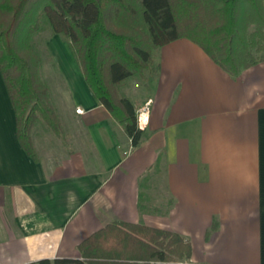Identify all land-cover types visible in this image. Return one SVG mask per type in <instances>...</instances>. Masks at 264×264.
<instances>
[{
  "label": "crops",
  "instance_id": "1",
  "mask_svg": "<svg viewBox=\"0 0 264 264\" xmlns=\"http://www.w3.org/2000/svg\"><path fill=\"white\" fill-rule=\"evenodd\" d=\"M153 61L149 94L130 100L144 131L135 147L75 61L72 117L89 150L53 162L20 147L0 76V264L78 258L114 221L178 233L187 264H264V61L233 76L186 38Z\"/></svg>",
  "mask_w": 264,
  "mask_h": 264
},
{
  "label": "trees",
  "instance_id": "2",
  "mask_svg": "<svg viewBox=\"0 0 264 264\" xmlns=\"http://www.w3.org/2000/svg\"><path fill=\"white\" fill-rule=\"evenodd\" d=\"M43 20L69 42L93 99L133 147L144 131L120 86L137 75L152 87L155 49L186 38L233 76L264 61V0H0V76L13 106L17 141L36 162V123L67 146L31 44ZM77 250L78 258L27 264H178L191 255L189 242L178 233L124 221L104 225Z\"/></svg>",
  "mask_w": 264,
  "mask_h": 264
},
{
  "label": "rangeland",
  "instance_id": "3",
  "mask_svg": "<svg viewBox=\"0 0 264 264\" xmlns=\"http://www.w3.org/2000/svg\"><path fill=\"white\" fill-rule=\"evenodd\" d=\"M31 44L41 59L40 77L49 89L50 101L61 119L67 141L66 146V143L64 144L41 122H38L32 133L36 140L37 153L39 152L43 159L49 162L57 161L62 155H68L74 150L87 154L89 143L84 138L79 123L72 117V114H75L73 110L77 107L74 104L83 94V89L69 86L70 82L75 81L77 74L69 42L61 34H53L43 20L40 29L33 35ZM144 87L142 79L134 75L121 84L120 92L129 100L137 102L149 94L143 91ZM150 89L146 88L148 92Z\"/></svg>",
  "mask_w": 264,
  "mask_h": 264
},
{
  "label": "built area",
  "instance_id": "4",
  "mask_svg": "<svg viewBox=\"0 0 264 264\" xmlns=\"http://www.w3.org/2000/svg\"><path fill=\"white\" fill-rule=\"evenodd\" d=\"M76 113H82V110L80 108L75 109ZM178 264H187L186 262L178 263Z\"/></svg>",
  "mask_w": 264,
  "mask_h": 264
}]
</instances>
